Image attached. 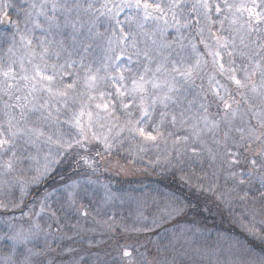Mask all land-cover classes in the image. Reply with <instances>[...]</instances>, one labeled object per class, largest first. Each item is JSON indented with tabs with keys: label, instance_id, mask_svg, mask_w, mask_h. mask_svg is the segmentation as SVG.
Wrapping results in <instances>:
<instances>
[{
	"label": "snow or ice",
	"instance_id": "obj_1",
	"mask_svg": "<svg viewBox=\"0 0 264 264\" xmlns=\"http://www.w3.org/2000/svg\"><path fill=\"white\" fill-rule=\"evenodd\" d=\"M150 149L158 150L151 166L206 165L198 177L206 190L222 177L244 200L258 183L264 201V0H0V191L19 193L0 199V211L22 209L65 162L88 170L45 190L39 211L34 200L8 216L0 240L10 251L0 264H40L52 235L41 217L60 227L65 208L88 217L82 200L94 186L103 205L122 201L100 180L101 166L107 171L121 153L134 165ZM180 180L193 187L191 176ZM188 207L170 197L158 217L131 231L151 233ZM256 214L243 227L264 245ZM103 224L116 231L115 221ZM161 252L125 243L114 260L169 264ZM229 252L228 264H264L246 241Z\"/></svg>",
	"mask_w": 264,
	"mask_h": 264
},
{
	"label": "rangeland",
	"instance_id": "obj_2",
	"mask_svg": "<svg viewBox=\"0 0 264 264\" xmlns=\"http://www.w3.org/2000/svg\"><path fill=\"white\" fill-rule=\"evenodd\" d=\"M15 2L19 3V0H15ZM37 35H39V33H37ZM152 150L153 149H150L147 152L149 156L144 157L142 165L145 167V169L147 168L146 170H150V172L157 175L158 172L154 173L153 169H151L153 166L149 165L148 163V161L151 160L150 157ZM162 150L163 145H161L159 151ZM157 153L158 150L156 152V156ZM112 161L113 164L108 166L107 171H103L100 180L103 183H109L112 191L118 196L122 195L124 197L123 200L121 201L120 199H116L108 205H103L101 203L103 189L99 186H94L96 189L95 194L90 198H85L82 200V203L89 210L90 214L88 217L85 218L79 215V213L65 208V210L58 213V215L61 217V224L63 227H60V225L56 224L53 219H49L47 216L41 217V223L43 225L47 226V224H52V235L49 237L48 246L44 252V255L37 258L40 264H119L118 260H114V257H117L118 255V245L127 243L136 247H140V251H144L145 248H147L152 255L157 254L156 247L158 245L162 250L160 253V255H162L164 253H169L167 249L168 247H165L164 245L161 246V241L164 239H167V241L171 243L170 245H173L172 248H170L173 249L172 256H176L178 259L182 258V252H177L178 249L176 250L174 248V238L176 237L175 233H170L171 229H168L166 230L168 234L165 235V227H167L168 224H170L169 222H171L173 219L164 222L161 227L154 229L151 233L145 234L131 231V229L141 227L142 223L150 222L154 217H158L160 215L161 209H163L169 202L163 198L165 196L162 197L160 195L156 186L153 187L150 185L152 183H156V180L154 181V177H143L145 173L141 175L142 178L139 176V174H141L143 171L138 168V165L134 166L133 164H129V166H125L119 162L120 165L124 166V171H120L115 166L116 161ZM162 168L167 170L165 166H162ZM143 183H148L149 186L143 187ZM54 186L55 188H59L56 185ZM216 188L217 187L215 186L214 190ZM221 188L223 189V186ZM258 188V183H254L251 188H246L249 193L256 195L257 198L255 197V200L257 199V202L253 203V200L249 199L245 204L239 206L244 210V216L242 215V217L245 218V221H243V225L247 224L249 220H251L252 213L255 210L257 213L256 221L258 227H264V225L259 224V221L264 220V201H262L260 198V194L257 191ZM45 190L46 188H42L35 196L30 195L27 198L26 205L31 204L35 200L36 206L34 211H39L38 197L43 195ZM13 191L15 192L14 196L12 194L0 191V199L5 198V196L15 199L18 197L19 193L18 191ZM47 191H51V189ZM58 196L59 193L55 194L52 197V201H56ZM54 206L58 207V205ZM21 211H28V207L23 206L22 209L13 210L15 213L9 212L7 214L4 213L3 215H0V236L8 232V216L15 215L16 217H20ZM144 218H147V220L145 221ZM103 221H115L116 231L109 232L104 226ZM17 222L19 223L20 221L18 220ZM57 228H60V230L57 231ZM125 228L129 229V231H122V229ZM185 228L186 235H182V238H179L180 241H184L185 247L188 250L187 246H189L190 243H194L195 246L198 244V238L195 235V231L194 228H192L191 223L186 224ZM96 231L102 233L104 236H107L111 242H117L112 246V250H107L102 254L104 257L102 258L101 262H97V253H88L85 249L80 250L77 247L79 242L85 239L84 237L86 235L93 234V232L95 233ZM76 233L80 236L82 235L83 238L80 239L77 244L74 243L73 240L71 241V238L75 236ZM67 236L70 238L69 244L67 245V249L65 251H61L58 249V242L62 238H67ZM36 244L42 249L45 248L43 237H41V239L37 241ZM141 245H143V247H141ZM9 251V244L4 240H0V258L5 257ZM213 251L207 252V250H205V256H213L216 254L215 250ZM133 254L135 255V252ZM214 258H216V255ZM213 261L216 262V260Z\"/></svg>",
	"mask_w": 264,
	"mask_h": 264
},
{
	"label": "trees",
	"instance_id": "obj_3",
	"mask_svg": "<svg viewBox=\"0 0 264 264\" xmlns=\"http://www.w3.org/2000/svg\"><path fill=\"white\" fill-rule=\"evenodd\" d=\"M156 152L157 150L154 149L151 151V160H155ZM145 156L149 155L146 153L144 154V157ZM111 159L115 161L118 160L125 166H129L130 164V158H127L125 153H121ZM143 161L144 158L142 161H137L134 164V166L138 165V168L143 171L139 174L140 177L143 173H145L143 177H154L156 183L150 185L153 187L156 186L160 195L162 197L165 196L163 198L166 201L169 202L170 197H176L189 205L182 215L174 217L173 220L169 222L170 224L165 227V235L168 234L166 231L168 229H171L170 233H175L174 248L176 250L178 249L177 252H182V258L178 259L176 256H172L173 249L170 248H172L173 245H170L171 243H169L167 239L161 241V246L164 245L168 247L169 253L160 255L161 258H166L170 264H228L231 258L229 247L235 240L246 241L252 246L257 255H264V245L259 244L244 230L243 221H245V218L242 217V215L244 216V210L239 207L245 204L249 199L253 200L256 195L249 193L247 199H240L236 193L229 191L232 185L231 183L226 184L222 177L218 184L215 185L217 190H206L208 188V181L198 179V177H203L204 173L209 171L206 165L202 168L198 163L186 160L184 165H182V172L179 169L165 170L162 168L164 165L153 166L151 169H153L154 173L158 172L156 175L150 172V170H146L147 168L145 169L142 165ZM101 167L103 173L104 165ZM87 172L88 170L84 167L75 169L74 165L70 166L68 162H65L58 169L57 174L54 176V180L50 179L46 184L42 185L39 190L33 191L32 196L38 194L42 188L50 190L55 187L54 185L60 187L64 183H71L72 180H82L85 178ZM181 175L191 176L193 187H189L188 184L182 182L180 180ZM61 176H63V179H61ZM101 177L100 175V178ZM94 178L96 177H93V179ZM200 183H203V189H197L195 187V185ZM148 186V183H143V187ZM222 186L223 189L221 188ZM245 191L248 190L245 188ZM240 195H243V192H241ZM26 202L27 199L25 200V206H27ZM256 202L257 199L255 200V203ZM3 214L4 212L0 211V215ZM189 223H191L192 228H194L195 235L198 238V244L195 246L194 243H190V245L187 246V250L184 241H180L179 237L182 238V235H186L185 225ZM84 238V240L79 242V240L83 238L82 235L80 236L76 233L75 236L71 238V241L73 240L76 244L79 242L77 247L80 250L85 249L88 253H97V262H101L104 257L102 254L107 250H112V246L117 243L116 241L111 242L107 236H104L98 231L86 235ZM69 239L68 236L67 238L60 239L58 242V249L65 251L69 244ZM205 250H207V252L215 250L216 254L213 256H205ZM215 255L216 258H214ZM213 260H216V262Z\"/></svg>",
	"mask_w": 264,
	"mask_h": 264
}]
</instances>
